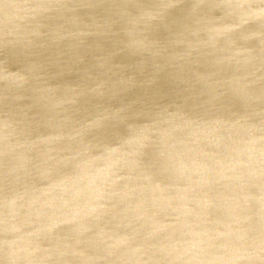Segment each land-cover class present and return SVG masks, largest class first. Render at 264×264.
Here are the masks:
<instances>
[{
	"label": "water",
	"instance_id": "95a60500",
	"mask_svg": "<svg viewBox=\"0 0 264 264\" xmlns=\"http://www.w3.org/2000/svg\"><path fill=\"white\" fill-rule=\"evenodd\" d=\"M0 264H264V0H0Z\"/></svg>",
	"mask_w": 264,
	"mask_h": 264
}]
</instances>
